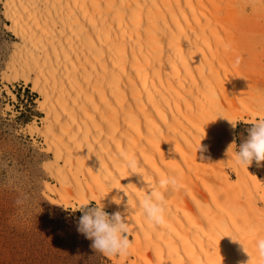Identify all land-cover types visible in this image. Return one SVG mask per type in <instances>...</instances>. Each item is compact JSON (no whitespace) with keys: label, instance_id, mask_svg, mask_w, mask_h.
Instances as JSON below:
<instances>
[{"label":"bare ground","instance_id":"obj_1","mask_svg":"<svg viewBox=\"0 0 264 264\" xmlns=\"http://www.w3.org/2000/svg\"><path fill=\"white\" fill-rule=\"evenodd\" d=\"M1 1L19 40L4 78L41 96L27 128L55 156L48 197L119 211L136 242L119 264H259L264 181L235 153L239 123L264 119V29L247 24L264 0ZM172 175L182 187L161 189ZM152 190L165 227L139 207Z\"/></svg>","mask_w":264,"mask_h":264},{"label":"rangeland","instance_id":"obj_2","mask_svg":"<svg viewBox=\"0 0 264 264\" xmlns=\"http://www.w3.org/2000/svg\"><path fill=\"white\" fill-rule=\"evenodd\" d=\"M4 12L0 0V264H119L116 259L122 257L94 251L92 241L77 230L82 206L98 205H58L48 197V183L54 182L48 169L55 156L45 149L43 135L31 134L27 128L34 122L43 127L41 96L30 82L5 79L19 40L8 31ZM252 13L251 9L247 19L250 31L263 30L264 19L253 24ZM263 48L264 40L258 53ZM252 124L239 123L237 149ZM249 170L264 181L255 162ZM231 176L236 179L234 174ZM127 235L136 246L133 236ZM125 259V264L138 261L134 254Z\"/></svg>","mask_w":264,"mask_h":264},{"label":"clouds","instance_id":"obj_3","mask_svg":"<svg viewBox=\"0 0 264 264\" xmlns=\"http://www.w3.org/2000/svg\"><path fill=\"white\" fill-rule=\"evenodd\" d=\"M233 128L236 123L228 120ZM125 166L133 173L138 174L139 162L127 153L121 154ZM256 163L260 167L264 162V119H258L247 129V136L239 144L235 153V164L248 168ZM159 187L165 191L179 190L182 185L177 176H166L159 180ZM164 193L152 190L139 201L145 219L154 227L167 225ZM83 215L78 222V232L92 241L91 247L107 257L127 256L132 247L128 237L129 226L122 214L117 211L113 214L105 212L104 207L82 206ZM259 264H264V238L255 242Z\"/></svg>","mask_w":264,"mask_h":264}]
</instances>
